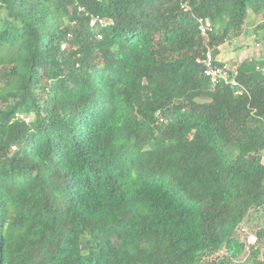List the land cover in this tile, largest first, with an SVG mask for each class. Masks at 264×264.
I'll return each instance as SVG.
<instances>
[{"label": "trees", "instance_id": "1", "mask_svg": "<svg viewBox=\"0 0 264 264\" xmlns=\"http://www.w3.org/2000/svg\"><path fill=\"white\" fill-rule=\"evenodd\" d=\"M250 12L0 0V264H264V62L238 95L196 62Z\"/></svg>", "mask_w": 264, "mask_h": 264}, {"label": "rangeland", "instance_id": "2", "mask_svg": "<svg viewBox=\"0 0 264 264\" xmlns=\"http://www.w3.org/2000/svg\"><path fill=\"white\" fill-rule=\"evenodd\" d=\"M260 19L261 15L254 16L250 12L248 21L245 24L246 31H244L241 36L233 38L232 41H225V44L220 45L218 51L221 53L219 55L224 59L218 58L223 62H230L231 65L236 64L239 62L238 60L245 57L249 60L264 62V32L262 30L256 32L253 31ZM256 42L259 43L258 47L255 46ZM241 239L246 242L247 246L256 244L255 236L250 231H242ZM243 257L244 255L242 258Z\"/></svg>", "mask_w": 264, "mask_h": 264}, {"label": "built area", "instance_id": "3", "mask_svg": "<svg viewBox=\"0 0 264 264\" xmlns=\"http://www.w3.org/2000/svg\"><path fill=\"white\" fill-rule=\"evenodd\" d=\"M182 7L184 10L188 9L186 5H182ZM198 29L200 33L206 37L214 32L215 27L209 20L199 18ZM255 46L258 47L259 43L256 42ZM213 48L214 46H208L201 56L196 59V62L203 66V74L207 77L211 85H226L234 90L235 95L241 94L243 89L239 84L237 78L238 71L235 65H231L230 62L216 61L212 53Z\"/></svg>", "mask_w": 264, "mask_h": 264}, {"label": "crops", "instance_id": "4", "mask_svg": "<svg viewBox=\"0 0 264 264\" xmlns=\"http://www.w3.org/2000/svg\"><path fill=\"white\" fill-rule=\"evenodd\" d=\"M220 53H221V52H219V54H220ZM219 54H218V57H219L220 59H224V58H222L221 55H219Z\"/></svg>", "mask_w": 264, "mask_h": 264}]
</instances>
